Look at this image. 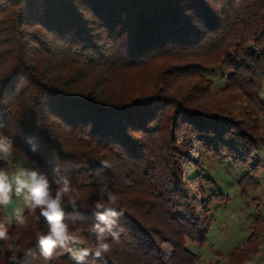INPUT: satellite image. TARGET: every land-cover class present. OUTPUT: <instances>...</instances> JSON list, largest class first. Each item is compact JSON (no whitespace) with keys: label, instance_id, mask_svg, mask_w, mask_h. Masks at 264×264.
Returning <instances> with one entry per match:
<instances>
[{"label":"trees","instance_id":"trees-1","mask_svg":"<svg viewBox=\"0 0 264 264\" xmlns=\"http://www.w3.org/2000/svg\"><path fill=\"white\" fill-rule=\"evenodd\" d=\"M216 66L230 74L214 93L204 71ZM263 87L264 0H0V132L50 180L71 179L84 208L66 219L95 223L84 209L102 179L119 194L120 242L95 264L199 262L186 242H206L216 197L194 173L204 154L251 168ZM29 225L22 264H44L35 234L47 225ZM49 264L72 261L57 249Z\"/></svg>","mask_w":264,"mask_h":264},{"label":"clouds","instance_id":"clouds-1","mask_svg":"<svg viewBox=\"0 0 264 264\" xmlns=\"http://www.w3.org/2000/svg\"><path fill=\"white\" fill-rule=\"evenodd\" d=\"M29 143L35 152L37 146L32 138ZM14 152V140L0 132V258L6 264H22L34 256V250L22 243V232L29 229V219L33 218L47 225L46 232L35 234L44 264L53 260L57 249L66 253L72 264H95L104 260L112 252L113 243L120 242L116 229L124 209L119 194L102 179L97 198L84 209L93 214L95 223L86 226L81 219L68 220L69 209L79 212L84 208L81 194L71 179L57 175L50 180L37 161L32 160L31 166H25L15 160ZM100 164L102 168L112 167L106 159ZM55 171L59 173V166ZM14 201L21 202L22 206H13ZM86 233H91L94 240L89 241Z\"/></svg>","mask_w":264,"mask_h":264},{"label":"rangeland","instance_id":"rangeland-1","mask_svg":"<svg viewBox=\"0 0 264 264\" xmlns=\"http://www.w3.org/2000/svg\"><path fill=\"white\" fill-rule=\"evenodd\" d=\"M229 74L222 66L204 71V76L214 83V93L225 88ZM262 97L264 99V87ZM203 156V167L194 175L210 176L213 185H206L205 190L208 197L216 199L210 206L206 242L198 244L187 240V249L198 256L197 264H235L231 263V256L251 244L258 248L255 249L256 254L246 252L249 256L243 263L264 264V148L259 147L251 168L231 164L219 166L214 158L206 154ZM14 157L25 166H31L32 160L20 150L15 149ZM13 206L22 205L14 201ZM239 259L240 256L237 262Z\"/></svg>","mask_w":264,"mask_h":264}]
</instances>
